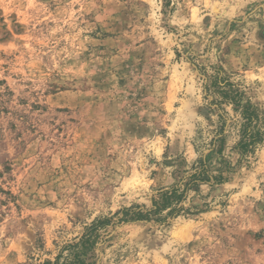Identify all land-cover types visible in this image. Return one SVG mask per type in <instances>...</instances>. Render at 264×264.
<instances>
[{"label": "rangeland", "instance_id": "rangeland-1", "mask_svg": "<svg viewBox=\"0 0 264 264\" xmlns=\"http://www.w3.org/2000/svg\"><path fill=\"white\" fill-rule=\"evenodd\" d=\"M77 254L264 264V0H0V264Z\"/></svg>", "mask_w": 264, "mask_h": 264}, {"label": "trees", "instance_id": "trees-1", "mask_svg": "<svg viewBox=\"0 0 264 264\" xmlns=\"http://www.w3.org/2000/svg\"><path fill=\"white\" fill-rule=\"evenodd\" d=\"M243 108H244V110L242 112L243 117H247V120L251 121L252 117L247 116L248 112L250 111L251 106H244ZM221 118H223V117L221 116ZM225 124H226V122H225ZM224 126L225 125H224V122H223V126H221V128H218L216 130V135L211 140V145L213 146V149H211V152H209L207 155H205L206 158L204 157V153L205 152H203V154L199 157L197 163L194 165V168L196 169L195 175L192 176V179H193L194 183H199V182H201L203 180H209V179L213 180L215 183H218V184L225 182V178H224L222 172H221V174H219L217 176L215 175L212 178L210 176V174H208L207 169L205 167L207 159L213 153L217 152V149H216L217 146L216 145L219 142H223L225 140V138L227 137L224 134V130H223ZM249 126H250V124L248 122H246V124H244V129L241 132V139H240L239 144L241 145L242 149H246L252 143V139H251L252 135L250 136ZM247 138H248V140H246ZM220 152H221V150H220ZM199 166H200V168H199ZM220 171H222V170H220ZM181 198H182V196L181 195L179 196L178 189L176 187L172 188L171 190H166V191L161 193V200L163 201V204L162 203H158V201H155L154 202V206H155L154 209L147 210V214L150 215L151 212H154L155 217H157V219H161L163 210L168 205H171L170 206L171 208H170V210L168 212V215L178 214L180 212V209H177L175 204L178 205V203L180 202ZM173 204H174V206H173ZM181 210H183V209H181ZM131 211H132V209L124 210L123 211L124 216L127 217L129 215H131V216L137 215V217L139 218V217H141L143 215V212H141V211L140 212H134V213H132ZM75 261L76 262H74L72 264H82L84 262L82 257H81V255H79V254H77L75 256ZM47 264H50V263H47Z\"/></svg>", "mask_w": 264, "mask_h": 264}]
</instances>
